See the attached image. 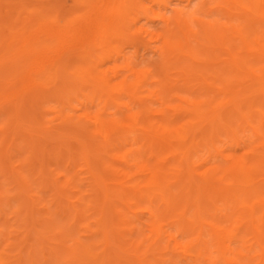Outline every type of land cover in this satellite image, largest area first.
Returning <instances> with one entry per match:
<instances>
[{
  "label": "bare ground",
  "instance_id": "bare-ground-1",
  "mask_svg": "<svg viewBox=\"0 0 264 264\" xmlns=\"http://www.w3.org/2000/svg\"><path fill=\"white\" fill-rule=\"evenodd\" d=\"M3 105L0 264H264V0H0Z\"/></svg>",
  "mask_w": 264,
  "mask_h": 264
},
{
  "label": "rangeland",
  "instance_id": "rangeland-1",
  "mask_svg": "<svg viewBox=\"0 0 264 264\" xmlns=\"http://www.w3.org/2000/svg\"><path fill=\"white\" fill-rule=\"evenodd\" d=\"M9 108V105H3L0 107V123L5 118L4 114L8 112ZM2 135L3 134L0 132V138ZM27 142H29L30 145L25 147V142H23L22 139L17 140V148H13L5 155L3 164L0 166V191L2 192V197H4L0 205V229L8 224V219L10 218L9 209L6 206V196L13 194L14 186L11 179V172H9V169L7 168L9 166L8 162L11 161V163L17 167V171L26 174L27 167H25V161L30 155L29 149H32L33 147L34 150H36V148L40 147L43 150L46 147L44 149L45 151L39 155V158L44 161L49 169H54L53 162L51 161L54 155L52 148L58 146L59 142L44 136V134H41L40 132H37L31 139H27ZM36 151L38 152L39 150Z\"/></svg>",
  "mask_w": 264,
  "mask_h": 264
}]
</instances>
